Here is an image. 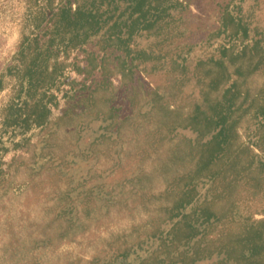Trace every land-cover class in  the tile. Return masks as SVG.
<instances>
[{
  "label": "trees",
  "instance_id": "1",
  "mask_svg": "<svg viewBox=\"0 0 264 264\" xmlns=\"http://www.w3.org/2000/svg\"><path fill=\"white\" fill-rule=\"evenodd\" d=\"M24 3L0 55V264H264V0H221L197 42L186 0Z\"/></svg>",
  "mask_w": 264,
  "mask_h": 264
},
{
  "label": "rangeland",
  "instance_id": "2",
  "mask_svg": "<svg viewBox=\"0 0 264 264\" xmlns=\"http://www.w3.org/2000/svg\"><path fill=\"white\" fill-rule=\"evenodd\" d=\"M221 0H186L188 8L184 10L185 21L181 23L180 27L185 30V39L192 42L200 41L206 34L208 25L214 24L217 10V3ZM24 0H0V55L9 54L19 36L20 23L19 16L24 11ZM142 44H150L155 41V38H139ZM217 43L210 47H197L192 51V55H203L207 51L216 47ZM143 80L150 86L161 85L165 82L164 73L148 74L138 71ZM196 92L193 84L186 87L185 93L189 94L192 91ZM124 88L119 91L117 102L122 103L124 97ZM127 107V106H126ZM126 108H124L125 110ZM104 130L101 127L100 121L92 122L82 132V139L80 140L81 148L85 149L89 146L90 142L95 139ZM189 136H195V133L190 129L182 130ZM18 140L20 135L12 136L11 138L5 137L8 146L12 145L11 139ZM70 159H73L72 157ZM95 163L94 159H85L82 156L76 157L75 161L71 163L70 172L79 179L86 174L88 167ZM207 188H203V191ZM259 217V216H258ZM208 261L201 264H207Z\"/></svg>",
  "mask_w": 264,
  "mask_h": 264
}]
</instances>
